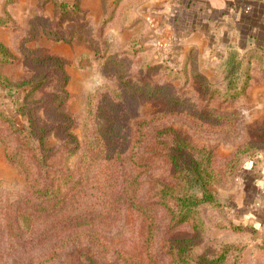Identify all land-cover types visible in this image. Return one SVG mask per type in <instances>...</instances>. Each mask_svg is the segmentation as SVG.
<instances>
[{
	"label": "rangeland",
	"instance_id": "rangeland-1",
	"mask_svg": "<svg viewBox=\"0 0 264 264\" xmlns=\"http://www.w3.org/2000/svg\"><path fill=\"white\" fill-rule=\"evenodd\" d=\"M41 1L38 9L44 17L40 23L63 25L72 39L51 40L38 23L31 37L30 17L24 23L16 20L17 30L10 28L12 39L6 45L15 62L3 63L0 71L20 85L9 90L3 82L4 89H0L1 113L12 120L9 123L0 117L1 263L175 264L179 260L206 264L208 259L218 258L215 264H264V230L240 219L243 199L238 186L247 162L264 158V98L259 103L261 97L254 92L264 85V61L254 63L251 80L242 72L228 81V59L212 62L204 50L190 48L182 60L166 59L169 48L163 43L152 44L156 59H149L146 52H127L122 46L126 39L120 40L113 30L117 28L125 38L124 19L120 16L103 25L112 0H107V13L104 10L97 18L70 15L61 22L55 17V2ZM48 4L53 9L51 16L42 14ZM52 43L63 44V54L53 52ZM50 55L63 61L67 82L46 61ZM33 76L30 86L39 81L42 86L26 104L23 100L14 103L11 95L24 98L29 89L25 80ZM244 85L248 94L236 96ZM28 106H34L38 123L48 128L45 134L53 147L46 168L38 169L35 161L40 185L55 171L80 179L73 202L58 195L48 212L41 204L44 198L33 193L23 169L6 156L7 146L23 148L16 129L28 134ZM158 129L161 139L171 131L197 147L212 149L216 176L208 187L216 200L203 208L200 232L191 221L171 227L168 212L157 206L154 235L145 246L148 233L138 212L124 203L118 178L121 174L131 181L137 177L130 192L144 200L153 199L155 184L172 172L165 156L162 152L154 155L150 167L124 160L126 155L148 157V130ZM35 139L33 147L37 146ZM109 141L110 148L103 150L104 142ZM69 142L75 145L71 155L66 146ZM87 151L90 161H85ZM118 152L126 153L116 157ZM24 153L33 161L30 156L35 151ZM68 187L62 186V190L66 192ZM79 215L88 216L81 225H74ZM173 241L178 251L175 260L170 254ZM226 242L238 247L225 251Z\"/></svg>",
	"mask_w": 264,
	"mask_h": 264
},
{
	"label": "trees",
	"instance_id": "trees-1",
	"mask_svg": "<svg viewBox=\"0 0 264 264\" xmlns=\"http://www.w3.org/2000/svg\"><path fill=\"white\" fill-rule=\"evenodd\" d=\"M17 0H3V15L0 16V26H7L12 30L18 29V24L16 19L10 13L9 7L14 5ZM46 0H42L41 2H45ZM54 1L55 6V17L57 22H59L63 17L70 16V15H78V16H86L87 12L83 10L81 7V0H72V2H66L65 0H51ZM125 0H112V4L110 5V14L106 17L103 25L106 24L110 25V22H113L115 19L116 12L120 10V16L124 19V28H129L133 25L135 20H131L130 18V10L133 5L128 6V8H121ZM103 8L105 10V14L108 10L107 0L103 1ZM43 14V13H42ZM44 17L39 13L36 15L30 16L32 21H29L30 24V36L37 32L36 24L40 26L42 32L45 34L46 37L50 38L51 40L55 41H68L72 39L70 36V32H66L62 26L57 25L50 27L46 24L40 23V18ZM63 20V19H62ZM61 20V21H62ZM60 21V22H61ZM45 25V26H44ZM144 29H140L131 35L126 42L123 43L122 46H126L127 52H146L150 58L156 59L157 50L153 47L152 44L144 43L142 40ZM95 37H92V40ZM90 39V38H89ZM101 41V40H100ZM95 40V44H96ZM101 46V44H100ZM107 44L104 43L103 48H107ZM46 61L51 65L50 67L53 70H58L60 74H62V79L64 83L68 80V75L64 71V63L63 61L57 57L50 55L47 57ZM264 61V54L258 53L256 51H248L245 55H232L228 59V70H227V80L230 81L233 79L235 74H241L243 72L244 76L251 80L252 78V69L254 68V63H262ZM15 62V58L10 53L8 46L4 44L0 40V65L2 66L3 63H11ZM165 63V62H163ZM167 63V62H166ZM0 66V70H1ZM264 67V65H263ZM230 68V69H229ZM34 76L31 78L33 79ZM27 79L25 80L26 84H28L29 89L24 93L23 97H18L14 93L12 96L13 102L20 101L22 104V100L24 104L28 102V99L31 98L33 94H35L38 89L42 86V81L36 82L31 84L30 81H35ZM6 85L9 90L16 88L20 84H15V81L8 77L7 75L1 73L0 71V83ZM63 86V84L61 85ZM248 94V88H241V91L235 93L236 96L245 97ZM57 99V96H55ZM34 106H28V114L30 118L29 123V131L28 134H24V131L17 130L21 135L23 148H15L10 149L7 146L6 156L12 162H15L21 169H23L27 178L31 180V186L33 193L39 198H44L41 204H45L44 207L45 211L48 212L49 204L54 201V197L58 195H62L64 200L69 199V201L73 202L75 195L77 194L76 188L80 179L75 178L72 173H65L62 171H55V175L50 180L47 179L42 186L40 185V181L38 180L36 170H35V161L37 162L38 169H43L48 166L47 162L50 161V157L53 152V147L48 144V139L45 133L48 132V128L44 125L38 123V119L34 116L33 110ZM0 108V117L4 118L9 123L12 120L9 117H6L4 114L1 113ZM111 131V127H109V132ZM160 130L156 131H149L148 134L150 137V142L148 143V157L143 159L141 155H133L127 156L124 160L125 163H131L133 165L140 164L142 162L147 163L146 166L150 167L153 163L155 156L162 155L165 156L166 164L170 166L172 172L167 175L163 180L159 183L155 184L154 188V197L151 200H144L141 197H136V192H130V188L133 182L137 180V177L133 178V181L130 180V177L126 176L125 174H121L118 178L119 180V193L125 197L124 203H129L136 212H138L144 227L145 231L148 233L147 237L145 238V246L147 242L153 237V231H155V217H156V207L162 206L170 216V223L171 227H177L186 222H195L194 227L200 232V221L203 214V208L207 205L213 204L215 202V193L209 189V184L214 182L216 173L213 161V151L212 149H206L205 147H197L192 144L191 141L187 140L181 135L177 134L176 132H168L165 133L164 139H161ZM111 134V132H110ZM36 138V139H35ZM35 139L37 146L33 147V140ZM28 143V144H27ZM112 141L109 143L104 142L103 146L105 147L103 150L110 148ZM68 149V153L71 155L74 152L75 145L72 147V142L66 144ZM77 146V145H76ZM119 149V148H118ZM117 149V150H118ZM24 150L35 151V154L30 156L33 161H30L24 153ZM99 151V150H98ZM103 152V151H102ZM147 152V151H145ZM126 152L120 154L118 152L116 157H120L121 155L125 154ZM239 157V156H238ZM90 154L87 151L85 153V161H90ZM68 171V166L65 168ZM74 178V179H73ZM62 186H69L64 192L62 190ZM125 194V195H123ZM88 215H79L74 219V225H81L87 219ZM254 231H257L256 227H252ZM71 237V236H69ZM94 236H92L91 241L94 240ZM72 239V237L70 238ZM76 241H72L75 244ZM223 249L226 251H231L238 247L236 244L232 243H224ZM175 244L171 245L170 254L173 256V259L178 258V251L174 250ZM223 253V251H222ZM222 255V254H221ZM0 257V264L1 263ZM79 258L77 259V261ZM218 261V258L208 259L206 264H215ZM31 264V263H30ZM79 264H81L79 262ZM175 264H182L179 260L175 261Z\"/></svg>",
	"mask_w": 264,
	"mask_h": 264
},
{
	"label": "crops",
	"instance_id": "crops-1",
	"mask_svg": "<svg viewBox=\"0 0 264 264\" xmlns=\"http://www.w3.org/2000/svg\"><path fill=\"white\" fill-rule=\"evenodd\" d=\"M103 1L81 0V7L97 18L104 11ZM125 5L126 8L133 5L130 18L135 21L126 28L125 38L117 28L113 29L115 36L126 42L135 32L144 29V43H163L169 48L166 59L182 60L190 48L204 50L212 62H225L232 55L243 56L251 50L264 54V0H125ZM9 10L16 20L24 23L27 17L39 13L38 0H17ZM120 10L115 21L120 17ZM42 13L53 15L52 6L48 4ZM2 15L3 0H0ZM11 39L10 28L0 26V40L8 45ZM59 46L53 45L52 51L63 54V44ZM0 89H4L1 83ZM254 92L262 103L264 85ZM238 186L243 199L239 206L243 217L239 218L264 230V158L247 162Z\"/></svg>",
	"mask_w": 264,
	"mask_h": 264
}]
</instances>
